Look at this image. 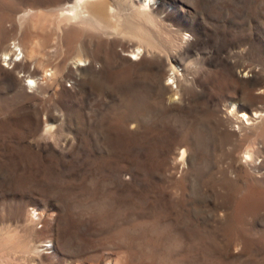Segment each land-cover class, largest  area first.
<instances>
[{
  "label": "rangeland",
  "instance_id": "1",
  "mask_svg": "<svg viewBox=\"0 0 264 264\" xmlns=\"http://www.w3.org/2000/svg\"><path fill=\"white\" fill-rule=\"evenodd\" d=\"M105 1L0 0V264H264V0Z\"/></svg>",
  "mask_w": 264,
  "mask_h": 264
},
{
  "label": "bare ground",
  "instance_id": "2",
  "mask_svg": "<svg viewBox=\"0 0 264 264\" xmlns=\"http://www.w3.org/2000/svg\"><path fill=\"white\" fill-rule=\"evenodd\" d=\"M69 1H70V3L68 4L67 7H63V8L59 9L61 18L64 21L69 22V23L75 22V23H77V25H79L78 23H82L83 25L87 24V25H90L92 27H95V29L96 28L100 29V31L101 30L105 31L106 34L108 32H111V34L113 33V35H115L117 33H123L125 35H122V36H125V38H127L126 36H129V37H132L131 39H133V38H134V40L137 39L136 41L138 42V45L135 46L136 49L132 50V55H134L135 58L138 57L140 54L142 56L147 55L149 52H151V50H152L151 53H153L154 44L152 43L151 38L145 36L141 31H139L133 25H131L129 23V20H127V19L123 20L122 18H120V15L118 14L119 11L118 12L115 11L114 10L115 7L112 8L111 7L112 5L108 4V2H106L105 0H67V2H69ZM120 1H121V3L119 5L123 6V8L127 10V12H128L127 14H129L130 17L138 18L139 20L145 19L147 21H149L150 19L153 18L152 17L153 14H152L150 9H151V5L156 0H120ZM116 5H118V4H116ZM119 8H121V7H119ZM119 8H118V10H120ZM107 11H109L108 12L109 15L106 13ZM127 18H128V16H127ZM63 20H62V22H64ZM111 34H109V35H111ZM118 36H119V34H118ZM134 44H133V46H134ZM132 47H130V48H132ZM20 50L21 49H19V51ZM12 54H13V52H12ZM175 59H176V56H173V55H168V57L166 56V58H165L166 63H168L171 66V68H170V70L172 72L171 77L173 79H175L177 76L175 66L171 64ZM81 60L83 61V59H81V58L76 59V63L78 65H81ZM48 74H50V73H48ZM46 76H47V73L44 72V77H46ZM29 81H31V83H34V80H32V79H29L28 83H29ZM31 83H29V84H31ZM260 113H258L256 111L252 114V116H250V115H247L244 111H241V116L238 118H240L241 121H243V118H244L248 122L249 118L257 117V116H259ZM261 115H262V113H261ZM51 129H52V126H47L45 128V131L47 132V131H50ZM184 155H185V151L182 150V152H181V158L182 159L184 158ZM248 156H249V154H248Z\"/></svg>",
  "mask_w": 264,
  "mask_h": 264
},
{
  "label": "built area",
  "instance_id": "3",
  "mask_svg": "<svg viewBox=\"0 0 264 264\" xmlns=\"http://www.w3.org/2000/svg\"><path fill=\"white\" fill-rule=\"evenodd\" d=\"M9 47L11 48V52H13V54L11 53V55H9L8 57L6 58H3L6 62H14L16 61L17 59H19V55L20 54L19 52V48L16 46V43L15 42H10L9 44ZM16 55H18V57H15ZM14 56V57H13ZM10 57V58H9ZM13 57V58H12ZM11 59L13 61H11Z\"/></svg>",
  "mask_w": 264,
  "mask_h": 264
},
{
  "label": "snow or ice",
  "instance_id": "4",
  "mask_svg": "<svg viewBox=\"0 0 264 264\" xmlns=\"http://www.w3.org/2000/svg\"><path fill=\"white\" fill-rule=\"evenodd\" d=\"M29 83H31V81H29Z\"/></svg>",
  "mask_w": 264,
  "mask_h": 264
}]
</instances>
